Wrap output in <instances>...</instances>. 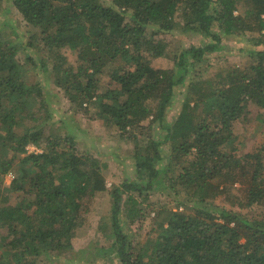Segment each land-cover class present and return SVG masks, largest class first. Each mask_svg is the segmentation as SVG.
Returning a JSON list of instances; mask_svg holds the SVG:
<instances>
[{
  "label": "trees",
  "instance_id": "obj_1",
  "mask_svg": "<svg viewBox=\"0 0 264 264\" xmlns=\"http://www.w3.org/2000/svg\"><path fill=\"white\" fill-rule=\"evenodd\" d=\"M8 1L48 52L54 82L70 104L93 106L96 119L134 145L142 180L108 189L105 166L80 155L76 137L53 129L45 136L44 127L56 118L45 98L47 82L31 84L27 74L30 67L48 72L47 63L25 52L32 42L7 43L0 33V264H38L74 253L73 239L95 212L110 246L92 259L264 264V218L211 202L215 180L241 176L249 181L247 201L232 207L264 205V145L240 156L233 131L252 105L264 110V0H245V14L236 13L240 0ZM176 32L205 40L175 53L162 36ZM234 36L255 61L205 78L208 54L224 51L223 37ZM65 50L77 54V67L68 65ZM161 58L174 68H154L152 60ZM103 78L111 82L105 92ZM186 84L179 116L167 122L177 88ZM43 116L46 122L27 124ZM146 121L157 123L163 140L146 134L152 130ZM165 143L171 145L169 163L157 168ZM30 145L42 151L29 153ZM10 173L14 178L5 186ZM153 194L166 195L177 210L161 207L152 230L157 236L138 243L124 229L146 218Z\"/></svg>",
  "mask_w": 264,
  "mask_h": 264
},
{
  "label": "rangeland",
  "instance_id": "obj_2",
  "mask_svg": "<svg viewBox=\"0 0 264 264\" xmlns=\"http://www.w3.org/2000/svg\"><path fill=\"white\" fill-rule=\"evenodd\" d=\"M3 4V5H2ZM0 4V33L3 39L7 43H11L14 40L26 44L33 43L32 46L26 47L25 52H29L34 58L40 60L44 59L47 63L48 72L36 73L33 68L30 67L27 79L31 80V84L36 82H47L46 86L43 84L45 98L47 99L48 107L56 114L55 120L49 122L44 127L45 136L53 129L58 131L62 136L66 134L73 135L77 139L78 153L80 155H91L97 157L100 162L105 166L103 175L106 179L107 188L111 189L116 185H120L124 181H141L136 173V162L133 157L134 145L129 141H123L120 139V132L115 127H108L101 120H98L94 116V107L79 108L76 105H71L67 100V97L55 84V75L52 70V61L48 55L46 49H44L42 43L33 36L31 33V27L24 21L22 15L11 5L10 1H3ZM2 5V6H1ZM247 6V7H246ZM248 5L245 0H240L238 3L237 14H245L248 9ZM165 42L170 46L172 52H177L183 48H189L190 46L200 45L205 38L200 35L194 34H169L162 36ZM207 41V39H206ZM223 43L226 48L220 53L208 54V61L204 63V70L206 69L208 77H214L226 75L227 71L237 68H247L252 61H255V57L249 59L247 52L245 51L249 46L239 38L223 37ZM22 45V46H23ZM23 57L25 53H20ZM67 58L68 65L77 67L79 65L78 57L75 52L70 50L64 51ZM118 65H121L119 62ZM152 66L156 69H173V63L166 59L161 58L152 60ZM57 76L59 73H56ZM220 79H218L219 81ZM103 84L101 86V92H105L109 83V78H103ZM115 85V83H112ZM188 84L177 88L176 99L174 104L170 107L167 113V122L173 123L179 116L181 111L182 102L186 98V90ZM65 96V97H64ZM40 116V115H39ZM247 121H237L234 124V135L239 139L240 156L253 153L258 149L257 144L264 145V110L258 109L254 105L249 108L247 113ZM41 122H46L45 117H41L36 123H32L30 120L27 124L31 126H38ZM144 125L150 126L151 131L146 133L148 136L155 134L159 136V140L164 139V132L159 129L157 123L152 125L149 121H146ZM45 139V137H44ZM29 153H40L42 150L36 146L30 145ZM146 148L141 151L145 152ZM160 152L163 160L156 163L157 168H165L169 163V156L171 154V145L164 144L160 148ZM153 157V156H152ZM146 172V171H145ZM179 170L177 171V174ZM11 178H8L9 174L5 177V186H10L14 175L12 173ZM216 190L214 192V198L211 202L226 208H233L240 210L242 213L248 215L251 218H264V205H253L249 207H232L239 203H245L247 201V193L249 189V181L246 177L239 176L238 178H224L221 177L214 181ZM218 187V188H217ZM29 198L33 200V195H29ZM105 201L106 199H102ZM171 200L166 195L153 194L150 200L146 203L147 209L146 218L130 228L124 229L130 234H135L138 243L145 241V238L150 234V237L155 238L156 232H153L154 221L156 214L163 207L171 210H177L175 203H170ZM105 202V211L107 208ZM162 207V208H161ZM180 212L186 213V210L179 209ZM101 218L100 212L92 213L89 216V223L77 232V236L73 239L74 253H68L59 256L58 259L50 261L46 259L38 264H117L116 259H92V253L98 252L101 247L109 248L110 243L107 241L109 231L101 233L102 229L99 228V221ZM109 221V220H108ZM109 225V223H107ZM6 232L4 231V234ZM107 234L104 237L103 234ZM6 235V234H5ZM108 250V249H107ZM105 252V250H104ZM104 254V253H103ZM108 254V253H107ZM55 255V253L53 254Z\"/></svg>",
  "mask_w": 264,
  "mask_h": 264
},
{
  "label": "built area",
  "instance_id": "obj_3",
  "mask_svg": "<svg viewBox=\"0 0 264 264\" xmlns=\"http://www.w3.org/2000/svg\"><path fill=\"white\" fill-rule=\"evenodd\" d=\"M30 151V147L27 148ZM36 152V151H33ZM8 178H11V174H9Z\"/></svg>",
  "mask_w": 264,
  "mask_h": 264
}]
</instances>
